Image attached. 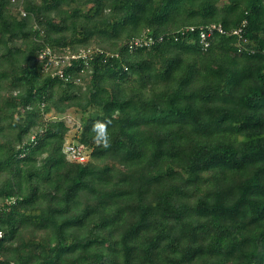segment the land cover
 Returning a JSON list of instances; mask_svg holds the SVG:
<instances>
[{"label": "trees", "instance_id": "16d2710c", "mask_svg": "<svg viewBox=\"0 0 264 264\" xmlns=\"http://www.w3.org/2000/svg\"><path fill=\"white\" fill-rule=\"evenodd\" d=\"M0 234V264H264L263 0H0Z\"/></svg>", "mask_w": 264, "mask_h": 264}, {"label": "built area", "instance_id": "2783aa9c", "mask_svg": "<svg viewBox=\"0 0 264 264\" xmlns=\"http://www.w3.org/2000/svg\"><path fill=\"white\" fill-rule=\"evenodd\" d=\"M207 29H208L207 34H211L214 30H217L220 33L223 32V29L219 25H212L210 27H207ZM233 33H238V30H234ZM207 34L204 32H200V42L204 43V46L207 45V43H205V37L207 36ZM161 39H162V36L158 37L157 40L160 41ZM154 41L155 39L151 36H145L140 39H135L130 43L129 49L132 50L134 49V47L136 48V47L149 45V44H152ZM71 57H75V55H71ZM65 59L67 63H69L67 56L65 57ZM48 60L54 64L58 62V60L54 58L53 56H51ZM58 72L60 73V71ZM64 152L66 153L68 159H70L71 161L84 162L86 161L88 157L85 147L79 144L72 143V142L71 143L67 142L64 145Z\"/></svg>", "mask_w": 264, "mask_h": 264}, {"label": "rangeland", "instance_id": "374dc122", "mask_svg": "<svg viewBox=\"0 0 264 264\" xmlns=\"http://www.w3.org/2000/svg\"><path fill=\"white\" fill-rule=\"evenodd\" d=\"M63 117V119L66 121V123L70 126V127H72V130H70L69 132H68V136H71V134H73V132H74V129H73V125L74 124H76V125H78V123L80 122V117H81V115L79 114V113H75V112H73V111H69V112H67V114L66 115H64V116H62ZM69 139H71L70 137H68Z\"/></svg>", "mask_w": 264, "mask_h": 264}, {"label": "clouds", "instance_id": "9594fccd", "mask_svg": "<svg viewBox=\"0 0 264 264\" xmlns=\"http://www.w3.org/2000/svg\"><path fill=\"white\" fill-rule=\"evenodd\" d=\"M263 3H264V0H263ZM245 23V21H243L242 22V25ZM237 30H240V28L239 29H237ZM215 32H218L217 30H214ZM221 33H223V32H221ZM158 37H160V36H158ZM158 37L156 38V40L158 39ZM163 37V36H162ZM176 37L177 36H174V39H176ZM158 41V40H157ZM201 43V42H200ZM133 50V49H132ZM70 137V136H69ZM71 138V137H70ZM67 142H72V143H75V144H79V143H77L75 140H73L72 138L71 139H69L68 137L66 138V140H65V142H64V145L67 143ZM64 145H63V151H64ZM79 145H81V144H79ZM83 146V145H82ZM83 147H85V146H83ZM86 148V147H85ZM86 151H87V155H88V157H87V159L86 160H88V158H89V152H90V150L88 149V148H86ZM65 153V152H64ZM66 154V153H65ZM76 162V161H75ZM85 162V161H84Z\"/></svg>", "mask_w": 264, "mask_h": 264}]
</instances>
